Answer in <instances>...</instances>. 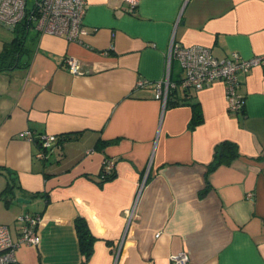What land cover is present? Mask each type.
<instances>
[{"label":"crops","instance_id":"crops-1","mask_svg":"<svg viewBox=\"0 0 264 264\" xmlns=\"http://www.w3.org/2000/svg\"><path fill=\"white\" fill-rule=\"evenodd\" d=\"M83 28L79 41L32 29L24 66L0 72V166L16 177L0 225L16 243L18 218L40 216L38 245L18 246L14 264H82L78 217L95 237L85 264H172L181 251L187 264H264V70L238 75L239 113L222 81L183 90L179 65L168 70L173 39L219 59L263 55L264 0H140L133 14L124 0H86ZM167 73L177 86L163 102L153 85ZM41 135L59 143L44 160ZM224 141L238 155L211 169ZM104 159L114 170L100 181Z\"/></svg>","mask_w":264,"mask_h":264},{"label":"built area","instance_id":"built-area-1","mask_svg":"<svg viewBox=\"0 0 264 264\" xmlns=\"http://www.w3.org/2000/svg\"><path fill=\"white\" fill-rule=\"evenodd\" d=\"M129 14L135 12L140 0H124ZM86 12V0H34L33 5L27 10V0H0V29L12 31L19 25L26 14L32 20V29L43 34L63 37L68 41H79L85 30L83 18ZM173 62H176L183 72V77L178 86L183 90H200L214 83L222 81L225 87L227 110L230 113H239L243 109V96L239 92L238 75L246 74L255 67L264 70V54L249 59L242 58L232 52L228 57L219 59L211 50L204 46H182L170 41L168 50V70ZM68 71L74 76L84 75L80 64L72 57L65 59ZM148 85V81L140 80L138 88ZM177 84L169 80V73L164 82L155 83L154 99L166 101L170 89L176 88ZM23 136L29 141L34 137L25 132ZM40 150L36 154L39 159H47L54 148L58 147V137L54 135L39 136ZM114 170V162L104 159L101 167V175L105 178ZM140 190V188H139ZM139 193V191H138ZM135 198L133 207L129 211V217L133 215L136 205ZM21 222L20 235L14 243L6 226L0 225V264H14L16 262L15 250L18 246H37L40 240L37 227L40 222L39 215H23L18 218ZM172 264H187L189 257L186 251L171 255Z\"/></svg>","mask_w":264,"mask_h":264},{"label":"trees","instance_id":"trees-1","mask_svg":"<svg viewBox=\"0 0 264 264\" xmlns=\"http://www.w3.org/2000/svg\"><path fill=\"white\" fill-rule=\"evenodd\" d=\"M29 13L26 14L23 21L17 25L12 31H6L10 37L3 43V47L0 50V72H9L15 68L24 66V61L27 58L29 47L26 44L29 32L32 30V20L29 19ZM193 117L191 119V126H194L200 122V111L197 104L192 106ZM238 155L236 146L228 141H224L217 145L214 150V160L210 165L213 169L221 163L220 158L227 157L232 158ZM101 173V172H100ZM113 173L110 175L112 176ZM0 176L5 177V188L0 192V200L8 205L13 199V189L16 177L6 167L0 166ZM110 176L103 177L99 175L100 181L108 179ZM74 227L78 238V245L81 255L83 256V263L88 260L93 252V243L95 237L91 234L86 221L78 217L75 219Z\"/></svg>","mask_w":264,"mask_h":264},{"label":"rangeland","instance_id":"rangeland-1","mask_svg":"<svg viewBox=\"0 0 264 264\" xmlns=\"http://www.w3.org/2000/svg\"><path fill=\"white\" fill-rule=\"evenodd\" d=\"M34 0H27V10L33 5ZM10 35L4 30L0 29V50L3 47V43L9 39ZM4 208L3 203L0 201V219L3 217V214L1 212V209Z\"/></svg>","mask_w":264,"mask_h":264},{"label":"water","instance_id":"water-1","mask_svg":"<svg viewBox=\"0 0 264 264\" xmlns=\"http://www.w3.org/2000/svg\"><path fill=\"white\" fill-rule=\"evenodd\" d=\"M17 201L20 202V203H29V202H30V201L25 200V199H23V198H20V199H18Z\"/></svg>","mask_w":264,"mask_h":264}]
</instances>
